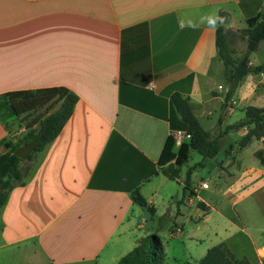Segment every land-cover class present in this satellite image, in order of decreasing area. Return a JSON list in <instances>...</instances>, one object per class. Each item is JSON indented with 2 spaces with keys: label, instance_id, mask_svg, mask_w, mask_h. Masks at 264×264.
I'll return each instance as SVG.
<instances>
[{
  "label": "crops",
  "instance_id": "1",
  "mask_svg": "<svg viewBox=\"0 0 264 264\" xmlns=\"http://www.w3.org/2000/svg\"><path fill=\"white\" fill-rule=\"evenodd\" d=\"M216 11L227 15L222 30L236 54L245 18L262 13L264 0H0V139L22 129L6 91L62 85L77 97L59 132L35 154L23 183L9 189L0 205V264H115L148 231L142 207L130 197L134 188L154 207L152 215L158 203L174 200L169 239L184 245L214 236L202 254L219 244L235 259L260 264L264 164L254 152L264 154L263 136L244 146L229 142L222 151L224 132L219 137L216 174L234 187L215 190L216 207L194 186L179 194V171L169 179L160 170L177 156L180 143L173 139L164 150L170 131L184 129L170 94L187 97L196 118L212 114L205 107L223 100L227 85L215 31L181 26ZM260 48L264 38L249 63L264 62ZM247 105L264 108V71L242 76L225 106L219 105L214 131L242 119ZM235 109L243 115L228 122ZM230 129L240 138L247 126ZM200 185L207 188L204 181ZM194 201L203 208L188 209ZM185 222L191 225L184 231ZM184 261L191 260L179 264Z\"/></svg>",
  "mask_w": 264,
  "mask_h": 264
},
{
  "label": "trees",
  "instance_id": "2",
  "mask_svg": "<svg viewBox=\"0 0 264 264\" xmlns=\"http://www.w3.org/2000/svg\"><path fill=\"white\" fill-rule=\"evenodd\" d=\"M219 14L226 20V13L220 12ZM245 23L246 26L241 30L245 46L240 54H234L227 46L222 25L215 30V48L222 63L221 77L227 85L223 100L220 103L221 109L232 96L235 87L244 74L264 71V62L249 63L250 52L264 38V11L247 16ZM5 96L24 130L21 133L0 139V146L2 147L0 151V205L4 202L9 189L16 184L23 183L35 154L41 150L46 142L56 136L69 116L77 98L72 91L62 85L12 89L6 91ZM169 99L182 121L183 128L189 133V137L178 145L175 160L160 168L161 172L169 179L177 177L179 165L186 159L188 149L195 150L202 159L216 155L220 149L219 137L227 129L247 126L246 131L238 140L239 146H244L253 137H264L263 107L247 105L242 119L226 125L222 131L210 132L201 126L192 113L191 103L187 97L174 91L170 94ZM40 108H43L42 115H32L34 111ZM216 121L219 124L220 118H217ZM35 137H38V140L26 158L20 159L13 154V150L17 146ZM171 142L172 137L169 134L165 140L164 150L170 146ZM254 154L264 164L262 151L256 150ZM189 172L188 169L181 186L182 192L189 186ZM130 197L135 204L144 207L151 215L153 214L154 207L145 200L137 188L130 192ZM196 204L201 208L204 206L201 201ZM163 260L164 251L161 240L155 232H152L139 237L136 244L123 253L115 264H163ZM183 264H247V261L243 258L235 259L227 249L215 244L206 248L198 259L192 262L184 261ZM260 264H264V257Z\"/></svg>",
  "mask_w": 264,
  "mask_h": 264
},
{
  "label": "rangeland",
  "instance_id": "3",
  "mask_svg": "<svg viewBox=\"0 0 264 264\" xmlns=\"http://www.w3.org/2000/svg\"><path fill=\"white\" fill-rule=\"evenodd\" d=\"M244 25V23H242ZM244 48V40L242 39L240 43L236 44V49L235 53L238 54L242 51ZM258 55H261L262 58H264V51L260 50L258 51ZM263 60V59H261ZM220 105V103H219ZM219 105H217V100H214V105L213 103L210 106H206L205 110L211 108L212 114H199L197 115V120L201 124L202 127L206 128L210 132H213L214 130H219L218 129V124L216 121V114L219 111ZM43 114V108L37 109L32 113V115H42ZM243 113H241L238 109H235L234 112L228 117V122H231L232 120L241 117ZM211 126V127H210ZM24 129L22 128L20 132L13 133V134H18L21 133ZM236 130V129H235ZM234 129H227L224 131L225 137L223 140H221V149L222 151L223 147L227 148L228 143L230 142L233 146H237V140H239V135H236ZM217 132V131H214ZM255 142H252V144L249 145V147L254 146ZM2 149V147H1ZM217 155V154H216ZM213 157H206L203 158L201 157L200 154H198L195 150L190 149L188 152V155L186 157V161L180 165V170H179V175H178V180L180 182H183L187 170L189 169L188 173V181H189V186L196 187L197 192L205 196L207 200L211 203L213 206H218L219 203V196H217V191H215L218 187L224 188L225 186L227 187L229 184L233 188L234 185L232 186V182L227 179H219V175L216 174V163H215V156ZM246 162L249 163V159H252L251 156L245 155ZM216 170V171H215ZM257 172H254L253 174L256 175ZM201 181L206 182L207 188H202L201 187ZM175 183V184H174ZM194 184V185H193ZM172 185L177 188V183L173 182ZM230 187V188H231ZM229 188V189H230ZM214 192H216L214 194ZM178 193H181V185L178 188ZM220 204L221 206L224 207V209L229 213L228 209V204H226L225 200L220 197ZM139 206V205H138ZM157 206V211L154 215H151L144 207L143 209V214L146 218V230L147 233H152L154 232L158 235V237L161 240L162 246H163V251H164V261L163 264H179L183 260H196L198 259L202 253H201V248L205 246V244H209V242H214L215 238L214 236H211V241H208L207 238L204 237L201 241H190L188 243H185L184 245L181 242H178L176 240H171L167 237V229L171 226V222L173 221V217L175 216V202L174 200L171 202H166L163 201L161 203H158ZM196 206V201L192 202L190 204V207L188 209H193ZM169 209L170 215L167 216L166 210ZM212 218H217L218 214H216L215 211H211ZM179 222V220L177 221ZM212 223V221H208L205 223L203 226L204 231L209 230V225ZM215 231L217 233H220L221 229V224L219 220L217 219V222L215 223ZM149 225H153V231H149ZM191 224L188 222H185L184 224V231L190 227ZM222 230V229H221ZM137 235L141 234L143 232V229H136L134 231ZM145 234V235H146ZM185 253H184V252ZM187 255V257H186Z\"/></svg>",
  "mask_w": 264,
  "mask_h": 264
},
{
  "label": "clouds",
  "instance_id": "4",
  "mask_svg": "<svg viewBox=\"0 0 264 264\" xmlns=\"http://www.w3.org/2000/svg\"><path fill=\"white\" fill-rule=\"evenodd\" d=\"M201 24L206 25L208 28L215 31L224 24V17L220 16L218 11H216L211 14L201 16L199 23H194L191 20L187 21V24H185L183 21L181 22L182 27L186 26L193 29L199 27Z\"/></svg>",
  "mask_w": 264,
  "mask_h": 264
},
{
  "label": "water",
  "instance_id": "5",
  "mask_svg": "<svg viewBox=\"0 0 264 264\" xmlns=\"http://www.w3.org/2000/svg\"><path fill=\"white\" fill-rule=\"evenodd\" d=\"M37 140H38V137H35V138L17 146L13 150V154H15L20 159L26 158L27 154L32 150V148L34 147Z\"/></svg>",
  "mask_w": 264,
  "mask_h": 264
},
{
  "label": "built area",
  "instance_id": "6",
  "mask_svg": "<svg viewBox=\"0 0 264 264\" xmlns=\"http://www.w3.org/2000/svg\"><path fill=\"white\" fill-rule=\"evenodd\" d=\"M169 134L173 141L178 144L189 137V133L185 129H172Z\"/></svg>",
  "mask_w": 264,
  "mask_h": 264
}]
</instances>
